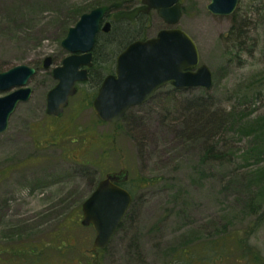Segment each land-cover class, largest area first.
Returning a JSON list of instances; mask_svg holds the SVG:
<instances>
[{"label": "rangeland", "instance_id": "1", "mask_svg": "<svg viewBox=\"0 0 264 264\" xmlns=\"http://www.w3.org/2000/svg\"><path fill=\"white\" fill-rule=\"evenodd\" d=\"M114 1L0 0V71L37 68L30 99L0 131V264H218L217 246L227 249L224 264H264V0H239L229 15L212 13L211 0H179V22L164 20L195 40L211 88L169 83L115 124L96 115L97 88L81 83L62 116L48 115L57 79L43 60L60 63L62 40L81 14ZM152 17L145 30L114 21L113 32L124 35L127 25L128 34L113 48L155 35L162 21ZM200 104L227 120L210 137L195 131ZM123 168L152 183L135 189L97 254L83 202Z\"/></svg>", "mask_w": 264, "mask_h": 264}, {"label": "water", "instance_id": "2", "mask_svg": "<svg viewBox=\"0 0 264 264\" xmlns=\"http://www.w3.org/2000/svg\"><path fill=\"white\" fill-rule=\"evenodd\" d=\"M125 1L103 4L84 12L70 27L62 46L70 52L61 64L54 66L57 83L47 94V114L62 116L70 97L78 92L77 82L88 78L83 65H92V48L101 28L102 19L110 9ZM144 5L115 13V19H134L140 11L156 8L164 20L175 25L183 15L179 0H144ZM239 0H211L208 9L218 15L232 14ZM111 22L103 24L109 31ZM44 68L53 65V56L43 61ZM37 68L18 64L0 71V131L9 127L11 115L19 102L30 99L33 89L28 85ZM213 86V73L207 64H200V52L192 36L179 27H167L155 37L131 42L118 56L116 71L108 75L92 102L96 115L105 122H119L130 107L149 100L161 87ZM128 170L111 171L102 178L92 194L83 202L84 225L96 231L93 251L106 248L126 216L133 196L118 182L127 180Z\"/></svg>", "mask_w": 264, "mask_h": 264}, {"label": "flooded vegetation", "instance_id": "3", "mask_svg": "<svg viewBox=\"0 0 264 264\" xmlns=\"http://www.w3.org/2000/svg\"><path fill=\"white\" fill-rule=\"evenodd\" d=\"M118 1H121V0H118ZM143 1L144 0H127L120 7L110 9L107 12L105 17L102 19L100 31L97 34L95 45L92 48V65H83L82 66L83 68L87 69L88 78L86 80L77 82L78 91H79V87H80L81 83H91L90 87L92 88V91L96 90V88H97V90L95 92V95H96L98 88L100 87L103 80L108 75L115 73L118 56L123 50H119L117 48L114 49L113 47H112L113 48V50H112V48L109 46L110 44H108V43H104L101 47H99L98 42H97L98 38H99L100 34L107 35L111 31H113L114 21L118 22L121 20H127V18H121L119 20L115 19V17H114L115 13L123 11V10H132L136 7L143 6L144 5ZM113 10H114V12H113ZM152 14L156 15L159 18V20L162 21V24L160 25L158 32L152 36L136 38V39L132 40L131 42H133L137 39H148L151 37H155L159 34V32L161 30H164V16H162L156 8H151L147 11H140L135 16L134 19H128V20H130L129 23L131 24V26H137V27H135L136 29L138 28L139 30H141L143 28V30H145V27H147L148 25L150 26L151 25L150 22H153V21H151V19L153 18ZM107 21L111 22V28L109 31H104L103 30V24ZM69 54H70V52H68L67 55H69ZM63 59L61 60L60 63H57V64H54L55 62L53 59V64H54V65H52L53 68H54V66L61 64ZM95 95H92V102H93ZM122 182H124V181H122ZM122 182H118V183H122ZM100 250L97 252V254L100 252Z\"/></svg>", "mask_w": 264, "mask_h": 264}, {"label": "trees", "instance_id": "4", "mask_svg": "<svg viewBox=\"0 0 264 264\" xmlns=\"http://www.w3.org/2000/svg\"><path fill=\"white\" fill-rule=\"evenodd\" d=\"M99 4L102 5L101 3H99ZM91 6L92 7H94V6L97 7L99 5L92 4ZM86 7H88V6H85V8ZM84 12H87V11H84ZM124 21L128 22L127 20H123V22ZM126 22L123 23V24H121L120 30L122 28V25H124V24L126 25L127 24ZM124 28L126 29L124 35L121 33V31H119L118 33L117 32L115 33L113 31H111L107 35L100 34V36L103 35V38L100 39V36L98 38V41L97 42H98L99 47H101L104 43H108V44H110L109 46L112 48L113 45H115L118 42V40H119L120 37L123 38V36L125 37L126 34H128V26L126 25ZM122 40H124V39H122ZM8 69H6V70H8ZM3 71H5V69H3ZM205 107H206L205 104H200L198 107H196L194 113L196 114V117L195 118L197 120H195V121L193 120V121H194V123H196L198 125L197 128H195V131H198L196 133H200L201 132V135H202L203 132H205V134L207 133V135H209V137H210L212 135L214 129H216V130L217 129L222 130L220 128H222V127L225 126L227 120H226V118H223L222 116H220V113H218V111H216V112H210L208 110V108H205ZM208 122H211L210 125L208 124ZM206 124H208V125L206 126ZM201 129H204V130H201ZM208 129H209V131L206 132ZM196 135H198V134H196ZM209 151H210V149H209ZM127 183L129 185V188L128 189L133 194L138 188H142L143 186L150 185L152 183V178H148V177H145V176H141V177H139V176L136 177L135 176V178H130L125 184H127ZM261 217H263V216H260V218ZM239 249L242 251V248L241 247H239ZM244 249H245V247H244ZM248 250H250V249H248ZM226 251H227V249L225 250V249L221 248V246L220 247L219 246L216 247L217 256L218 257H221V259L223 260L222 262H218V264H224L225 263V260L224 259H225V256L228 253ZM250 251H251V254L253 255V258H251V261L252 260H254L256 262H257V260L259 261L260 260L259 253L258 252L255 253L252 250V248H251ZM243 258L241 259V261L243 260ZM248 261H249V258H248Z\"/></svg>", "mask_w": 264, "mask_h": 264}]
</instances>
